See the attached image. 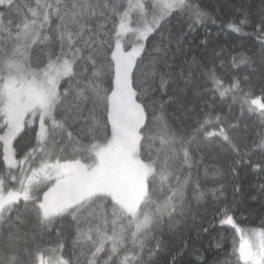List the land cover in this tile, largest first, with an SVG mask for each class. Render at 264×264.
<instances>
[{
    "label": "snow or ice",
    "instance_id": "6c2138e0",
    "mask_svg": "<svg viewBox=\"0 0 264 264\" xmlns=\"http://www.w3.org/2000/svg\"><path fill=\"white\" fill-rule=\"evenodd\" d=\"M238 8L0 0V264H185L165 237L209 203L235 264H264L234 207L242 170L264 179V0ZM217 20L251 46L213 47Z\"/></svg>",
    "mask_w": 264,
    "mask_h": 264
},
{
    "label": "trees",
    "instance_id": "16d2710c",
    "mask_svg": "<svg viewBox=\"0 0 264 264\" xmlns=\"http://www.w3.org/2000/svg\"><path fill=\"white\" fill-rule=\"evenodd\" d=\"M201 6L211 15L218 17L229 16L239 11L240 4L249 5L254 4L256 8L259 7V0H198ZM176 22L173 21V24ZM220 20H217V25L208 24V30L211 32V41L213 47L224 46L237 47L243 50L240 46H251V41L244 36L236 34H228L226 31L221 32L219 29ZM246 31L251 32V29ZM205 28L200 27L197 33L198 39H203ZM211 49H209V55ZM255 133H253V137ZM254 160L261 159L256 155ZM231 180V177H229ZM237 186L242 188L241 194L236 196V217L240 226L245 229L260 228L264 223V201L253 200L256 188L259 183H264L257 171L252 168L242 170L240 176L237 178ZM228 198L232 200V190L229 186ZM206 229V231H205ZM238 234L235 229L230 226H222L219 223V215L216 212V207L209 203L200 209V216L197 217L195 225L189 223L183 229V237H165L170 247L180 248L181 239L186 242V247L182 249L183 261L189 259H196L197 254L202 260H207L208 264H224V261H229L230 264H235V257L231 256L234 246L236 247ZM164 256L160 258V264H163Z\"/></svg>",
    "mask_w": 264,
    "mask_h": 264
},
{
    "label": "rangeland",
    "instance_id": "374dc122",
    "mask_svg": "<svg viewBox=\"0 0 264 264\" xmlns=\"http://www.w3.org/2000/svg\"><path fill=\"white\" fill-rule=\"evenodd\" d=\"M252 229H259V228H252ZM239 241H240V236H239V234H238L236 247H238V245H239Z\"/></svg>",
    "mask_w": 264,
    "mask_h": 264
}]
</instances>
